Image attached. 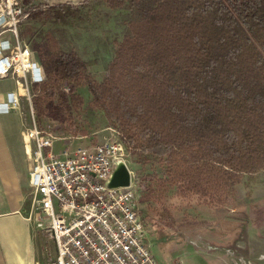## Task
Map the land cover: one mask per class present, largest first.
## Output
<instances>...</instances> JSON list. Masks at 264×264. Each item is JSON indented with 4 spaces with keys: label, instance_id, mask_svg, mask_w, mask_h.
<instances>
[{
    "label": "trees",
    "instance_id": "trees-1",
    "mask_svg": "<svg viewBox=\"0 0 264 264\" xmlns=\"http://www.w3.org/2000/svg\"><path fill=\"white\" fill-rule=\"evenodd\" d=\"M105 2L129 3L140 18L129 21L101 82L53 34L33 45L47 76L33 86L37 116L73 121L84 105L77 88L86 86L131 154L165 163L167 179L148 175L141 204L169 188L180 199L228 204L246 174L264 171V0ZM45 7L30 17L76 16Z\"/></svg>",
    "mask_w": 264,
    "mask_h": 264
},
{
    "label": "built area",
    "instance_id": "built-area-1",
    "mask_svg": "<svg viewBox=\"0 0 264 264\" xmlns=\"http://www.w3.org/2000/svg\"><path fill=\"white\" fill-rule=\"evenodd\" d=\"M32 8L22 0H0V80L12 78L17 86V94L0 103V111H22V99L29 105L32 125L23 132L31 148L28 176L34 205L29 219L54 242L49 264H159L140 213L139 199L149 179L140 180L130 169L131 153L118 131L108 127L116 135L80 144L73 140L88 136L60 137L61 125L46 130L38 126L32 90L47 76L21 35ZM58 142L63 148L57 153ZM121 163L131 174L130 184L111 186Z\"/></svg>",
    "mask_w": 264,
    "mask_h": 264
},
{
    "label": "rangeland",
    "instance_id": "rangeland-1",
    "mask_svg": "<svg viewBox=\"0 0 264 264\" xmlns=\"http://www.w3.org/2000/svg\"><path fill=\"white\" fill-rule=\"evenodd\" d=\"M45 4L46 9L57 6L65 13L74 12L76 16L68 17L63 22L29 17L22 24L24 41L33 49V45L41 42L47 33L53 34L61 48L75 50L90 62L89 73L99 82L106 75V68L115 55L117 43L127 32L129 21L140 18L129 3L113 9L105 0H56ZM68 86L67 93L70 94L71 87ZM32 91L37 94L34 89ZM77 91L84 105L75 111L73 121L65 120L63 126L58 120L47 116L40 118L35 112L38 126L46 130L61 125L62 130L57 131L60 137L88 136L84 140H73L80 144L102 142L105 136L112 137L115 132L106 129L110 123L102 111L93 107L88 87L81 86ZM23 100L22 105H27ZM27 106L26 111L30 116ZM62 146L63 143L58 142L55 151H61ZM127 159L130 169L140 180L143 177L149 179L148 175L156 177V182L167 179L165 163L159 158L148 154H130ZM33 200L31 190L26 200L28 216L33 209ZM140 213L151 231L148 242L158 261L175 259L177 264H181L180 260L185 258L183 253L187 249L208 257L205 264H264V171L246 174L236 186L233 199L226 205L213 207L196 197L180 199L175 195V190L169 188L164 190L161 201L140 202ZM40 235L41 250L37 260L41 264H49L55 253L54 242L46 234ZM210 253L216 255L210 256Z\"/></svg>",
    "mask_w": 264,
    "mask_h": 264
},
{
    "label": "crops",
    "instance_id": "crops-1",
    "mask_svg": "<svg viewBox=\"0 0 264 264\" xmlns=\"http://www.w3.org/2000/svg\"><path fill=\"white\" fill-rule=\"evenodd\" d=\"M22 1L30 6H38L56 0ZM14 94H17L16 81L12 78H2L0 103L8 102ZM22 106H24L22 111H0V264L40 262L37 259L41 250V235L29 219L26 205L31 192L28 174L32 163L29 160L31 148L23 132L32 125V119L26 111L28 106L25 104ZM183 256H185L181 259L183 264H205L209 259L187 249ZM158 262L178 263L175 259Z\"/></svg>",
    "mask_w": 264,
    "mask_h": 264
},
{
    "label": "water",
    "instance_id": "water-1",
    "mask_svg": "<svg viewBox=\"0 0 264 264\" xmlns=\"http://www.w3.org/2000/svg\"><path fill=\"white\" fill-rule=\"evenodd\" d=\"M125 168L120 171H115L114 178L111 182V186L119 187V186H128L130 184L131 174L129 173L126 165Z\"/></svg>",
    "mask_w": 264,
    "mask_h": 264
},
{
    "label": "bare ground",
    "instance_id": "bare-ground-1",
    "mask_svg": "<svg viewBox=\"0 0 264 264\" xmlns=\"http://www.w3.org/2000/svg\"><path fill=\"white\" fill-rule=\"evenodd\" d=\"M124 166H125L124 163L119 164V167H118V170L117 171H120V170L124 169L125 168Z\"/></svg>",
    "mask_w": 264,
    "mask_h": 264
}]
</instances>
